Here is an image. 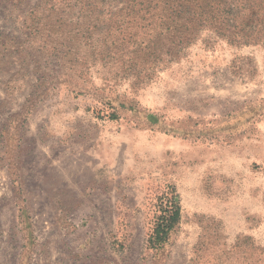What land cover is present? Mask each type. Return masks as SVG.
<instances>
[{
	"label": "rangeland",
	"instance_id": "rangeland-1",
	"mask_svg": "<svg viewBox=\"0 0 264 264\" xmlns=\"http://www.w3.org/2000/svg\"><path fill=\"white\" fill-rule=\"evenodd\" d=\"M41 2L0 0V264H264L263 41L203 31L128 72L106 25L93 57L86 20L50 27Z\"/></svg>",
	"mask_w": 264,
	"mask_h": 264
},
{
	"label": "trees",
	"instance_id": "trees-1",
	"mask_svg": "<svg viewBox=\"0 0 264 264\" xmlns=\"http://www.w3.org/2000/svg\"><path fill=\"white\" fill-rule=\"evenodd\" d=\"M40 12V20L50 27H63L68 20L79 26L86 20L87 33L78 29L72 38L92 40L93 57L95 32L106 25L104 56L118 59L128 72L142 64L144 72L151 74L180 56L203 31L235 45L264 43V0H42ZM67 12L71 15L65 17ZM85 13L89 20L82 18ZM55 34L63 37V32ZM180 219L179 201L162 198L150 247L161 249Z\"/></svg>",
	"mask_w": 264,
	"mask_h": 264
}]
</instances>
